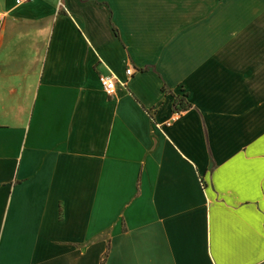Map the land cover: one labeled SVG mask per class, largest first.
<instances>
[{
	"label": "crops",
	"instance_id": "1",
	"mask_svg": "<svg viewBox=\"0 0 264 264\" xmlns=\"http://www.w3.org/2000/svg\"><path fill=\"white\" fill-rule=\"evenodd\" d=\"M106 251L264 264V0H0V264Z\"/></svg>",
	"mask_w": 264,
	"mask_h": 264
},
{
	"label": "built area",
	"instance_id": "2",
	"mask_svg": "<svg viewBox=\"0 0 264 264\" xmlns=\"http://www.w3.org/2000/svg\"><path fill=\"white\" fill-rule=\"evenodd\" d=\"M15 1H16V4H22L30 0H15ZM133 71L134 69L132 67H128L126 69L125 72H126L127 78L131 77V75L133 74ZM99 82H100V85L104 93L107 96L114 97L116 95L118 81H117V78L113 74H101L99 76ZM122 85L124 86L125 83L123 82ZM199 183L202 187L204 186V183L201 178H199Z\"/></svg>",
	"mask_w": 264,
	"mask_h": 264
},
{
	"label": "trees",
	"instance_id": "3",
	"mask_svg": "<svg viewBox=\"0 0 264 264\" xmlns=\"http://www.w3.org/2000/svg\"><path fill=\"white\" fill-rule=\"evenodd\" d=\"M162 90L164 92L167 91L166 87L164 85L162 86ZM185 97H187V93L184 94V97H178V96L174 97L173 106H172V109L174 112L180 113V112L185 111L191 107V104L186 100ZM106 255H107V251L104 253V255L100 261V264H105Z\"/></svg>",
	"mask_w": 264,
	"mask_h": 264
}]
</instances>
